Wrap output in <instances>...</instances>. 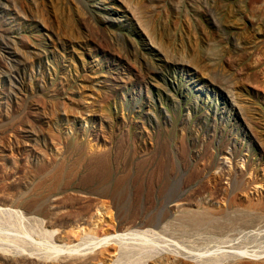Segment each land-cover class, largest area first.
<instances>
[{"label":"rangeland","instance_id":"1","mask_svg":"<svg viewBox=\"0 0 264 264\" xmlns=\"http://www.w3.org/2000/svg\"><path fill=\"white\" fill-rule=\"evenodd\" d=\"M0 204V264L264 250V0H0Z\"/></svg>","mask_w":264,"mask_h":264},{"label":"bare ground","instance_id":"2","mask_svg":"<svg viewBox=\"0 0 264 264\" xmlns=\"http://www.w3.org/2000/svg\"><path fill=\"white\" fill-rule=\"evenodd\" d=\"M2 215L5 218H10V219L14 218L20 223L22 221H24V218H26V216H25V214L21 208L14 207L12 205H7V204H0V216L2 217ZM154 221H155V219L148 220L145 223H142L143 226L139 229H132L129 226L121 225L119 231L116 230L113 233H108L106 235L104 234L105 236H103V237L100 236L101 238H99V242L96 245H98V246L103 245L109 240H116V241L118 240L117 242L122 243V240H125V239H133L134 241H136V243H135L136 245H140L141 241L148 238V236H149L148 233L150 231H153L154 227H157V225L155 224ZM130 222H131V224H133V226H135L134 222H136V221L133 222L130 220ZM106 231H107V229H106ZM119 243L116 244L114 250L109 251V249H108L107 250L108 253L103 254V256H101V257H103L104 260H106V261L112 260L113 257L117 254V251L120 250L121 248H123V245L119 244ZM159 245H161V244H159ZM159 245L155 244V245H152L150 247L151 248H157ZM54 248L56 251L61 252V253L64 252L65 249H67L68 251H71V250L72 251L73 250L79 251V248H71V247L65 248L61 245H54ZM143 248H145V247H143ZM151 248L146 251L147 256H153L154 255L155 252H152ZM105 251H106V249H105ZM57 254H60V253H57ZM30 255L32 257H35V258L41 257V256H39V253H36V252L30 253ZM36 255H38V256H36ZM202 255H204V254H202ZM202 255L198 254L197 257L199 258ZM261 255L264 256V250L258 251L256 249L255 250H248L245 248H238V249L227 250L226 253H225V250H223L222 254H219L217 256L218 259L215 262H213L212 264H226V263H230V262H232V263L234 262V264H247V263L255 264L254 261L259 260V258H262ZM50 257H52V256H50ZM241 258H247V259L244 260V263H243V261H239V259H241ZM248 258L251 260H249ZM92 259L93 258L87 257L86 253L85 254H78V255L70 254L65 258V261L67 264H85V263L92 261ZM223 261H225V262H223ZM160 263L166 264L167 262L165 263L164 261H161ZM180 264H183V263H180ZM197 264H211V263H208V261H202V262H198Z\"/></svg>","mask_w":264,"mask_h":264}]
</instances>
